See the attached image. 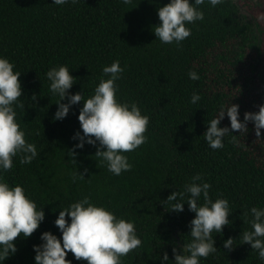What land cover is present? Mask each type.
<instances>
[{"label":"trees","instance_id":"trees-1","mask_svg":"<svg viewBox=\"0 0 264 264\" xmlns=\"http://www.w3.org/2000/svg\"><path fill=\"white\" fill-rule=\"evenodd\" d=\"M166 2L66 0L56 5L52 0H0V55L20 71L23 107L16 109V118L25 138L38 149L28 164L13 157L5 176L10 184H22L44 211L37 229L28 237L18 234L16 251L0 264H34L32 245L40 243V232L60 236L53 223L58 207L85 194L134 222L141 244L122 256L120 264H161L163 251L171 261L173 246L179 252L191 239L187 233L195 213L187 201L182 211H176L167 209L169 202L163 200L197 172L210 183V197H226L233 209L228 216L231 223L213 233L217 251L201 257V264H264L257 250L239 237L251 227L248 209L264 206V128L256 137L249 120L245 133L230 129L223 147L217 149L202 136L206 121L221 103L229 99L237 103L241 120L246 110L258 111L264 103V49L251 46L250 25L237 17L232 0L198 5L204 19L186 22L190 35L179 46L161 43L152 27L159 23L157 7ZM114 59L123 67L116 81L117 98L136 101L142 114L149 116L146 141L125 153L132 168L119 175L96 163L100 158L94 154L95 145L85 142L82 148H73L74 132L82 131L77 119L82 101L54 120L59 97L49 93L45 76L52 65H68L75 81L67 91L82 89L86 98L100 77H107L102 66ZM189 70L199 78L190 79ZM193 91L200 98L189 103ZM227 125L225 113L218 126ZM69 149L76 153L74 161ZM75 170L85 177L73 181ZM229 236L234 238L230 249L222 243ZM65 258L86 264L70 251Z\"/></svg>","mask_w":264,"mask_h":264},{"label":"clouds","instance_id":"clouds-1","mask_svg":"<svg viewBox=\"0 0 264 264\" xmlns=\"http://www.w3.org/2000/svg\"><path fill=\"white\" fill-rule=\"evenodd\" d=\"M65 2L52 0L56 5ZM205 2L216 6L223 3V0H167L158 6L159 23L152 27L155 37L161 43L175 42L179 46L180 41L191 32L186 22L204 19L203 10L197 6ZM101 72L108 74L107 77L102 75L92 94L85 98L82 89L67 91L75 81L68 65L50 66L45 73L49 81V93L59 97L55 100L57 107L52 118L62 119L72 104L82 101L77 115L82 131L74 132L76 144L73 148H82L85 142L95 145L94 154L100 158L96 163L106 164L110 173L119 175L132 168L125 153L146 141L149 116L142 114L136 101L117 98L116 81L123 72L119 60L114 59L110 64L102 66ZM19 75L20 71L15 70L14 63L0 55V260L3 261L16 251L14 238L18 234L28 237L44 219L43 207L37 206L25 187L19 183L10 184L5 176L13 167V157L20 164H28L38 154L36 144L25 138V130L16 118V109L23 107L19 99L22 97ZM188 76L193 80L199 78L195 70H189ZM199 98L200 94L193 91L189 103H196ZM238 107L237 103L229 99L221 103L212 118L206 121L207 127L202 136L210 148L223 147V138L230 129L245 133L246 122L249 120L253 122L256 137H260L261 129L264 128V103L258 105V111L246 110L243 120L238 119ZM225 113L230 125L218 126ZM236 139V135H233L232 140ZM68 152L74 161L76 153L72 149ZM78 177L83 179L85 175L75 170L72 173L73 181ZM210 187V183L197 172L190 181L185 182L182 189L171 191L163 200L169 202L167 209L176 211H182L187 201L188 209L195 215L189 221L187 234L191 239L183 242L179 252L173 246L171 261L166 251L159 254L161 264H201V257L217 251L213 233H221L222 227L231 223L228 216L233 209L229 207L226 197H210ZM58 208L53 223L60 236L58 238L50 230L40 232V243L32 245L34 264H72L71 259L65 258L69 251L74 259L84 260L86 264H120L122 256L141 244L132 220L117 216L109 207L93 202L86 194ZM248 212L251 213L248 221L251 227L241 231L240 242H248L251 249L257 250L259 259L264 260V206L253 205ZM233 239L231 236L224 239V247H233Z\"/></svg>","mask_w":264,"mask_h":264},{"label":"flooded vegetation","instance_id":"flooded-vegetation-1","mask_svg":"<svg viewBox=\"0 0 264 264\" xmlns=\"http://www.w3.org/2000/svg\"><path fill=\"white\" fill-rule=\"evenodd\" d=\"M237 6V17L250 25L252 31V36L254 41L252 42V47H256L261 50L260 43H262L264 30L261 29V24L264 20V15L262 14V9L258 6L259 0H232ZM258 10V11H256ZM259 14L261 18H257ZM258 50V51H259Z\"/></svg>","mask_w":264,"mask_h":264},{"label":"rangeland","instance_id":"rangeland-1","mask_svg":"<svg viewBox=\"0 0 264 264\" xmlns=\"http://www.w3.org/2000/svg\"><path fill=\"white\" fill-rule=\"evenodd\" d=\"M258 6L263 10L262 11V14L264 15V0H259L258 1ZM256 11H258V10H256ZM257 17L258 16H260L259 14H257L256 15ZM261 19H262V17H261ZM261 24V29H263L264 30V20H263V23H260ZM263 37H264V33H263ZM262 40H264V39H262ZM260 47H261V49L263 48L264 49V41H262V43H260Z\"/></svg>","mask_w":264,"mask_h":264}]
</instances>
